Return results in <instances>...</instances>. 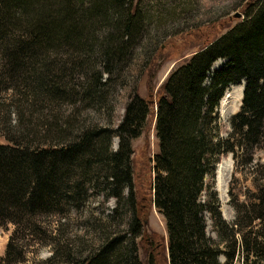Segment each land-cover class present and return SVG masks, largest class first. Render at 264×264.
<instances>
[{
	"label": "trees",
	"instance_id": "16d2710c",
	"mask_svg": "<svg viewBox=\"0 0 264 264\" xmlns=\"http://www.w3.org/2000/svg\"><path fill=\"white\" fill-rule=\"evenodd\" d=\"M253 6L245 19L175 67L162 84L155 102L159 147L153 203L165 219L168 240L166 253L145 252L146 264H233L240 252L244 264L264 260V188L236 205L232 223L206 195L223 156L238 148L252 156L264 140V0ZM140 15L132 0H0V92L15 90L27 101L19 98L14 122L11 111H0L5 123L0 127L5 140L0 141V226H17L2 258L6 264L24 258L18 243L23 230H42L34 218L78 206L85 198V182L102 178L106 195L117 198L125 185L131 186V140L143 132L150 113L147 99L130 94L115 129L70 125L65 119V128L55 135L45 108L79 100L88 106L104 104L107 82L102 75L109 78L138 46ZM222 58H227L225 64L212 69ZM95 60H102L101 70ZM242 80L241 110L230 119L232 131L223 136L220 101L228 86ZM40 101L47 105L38 111ZM23 108L28 117L38 115L31 118L35 131L27 117L21 118ZM112 135L120 138L116 151L110 149ZM39 136L45 139L42 144ZM135 201L131 194L128 202L134 207ZM132 211L126 229L106 236L73 264H143L137 243L143 223ZM207 213L218 240L207 235Z\"/></svg>",
	"mask_w": 264,
	"mask_h": 264
},
{
	"label": "rangeland",
	"instance_id": "374dc122",
	"mask_svg": "<svg viewBox=\"0 0 264 264\" xmlns=\"http://www.w3.org/2000/svg\"><path fill=\"white\" fill-rule=\"evenodd\" d=\"M256 1L132 0V8L141 14V38L129 58L119 64L109 78L103 73L102 80L107 82V99L104 104L88 106L79 100L76 104L66 102L62 106L52 104L51 109L45 108V113L50 116L48 121L56 125V132H51L55 135L58 128L60 131L65 128L62 124L65 119L71 120L70 125L83 124L89 128L115 129L125 115V105L130 94L137 92L147 99L150 113L143 132L131 140V186L125 185L122 197L117 198L106 195L102 178L97 182H85V198L78 206L71 204L64 213L37 215L34 219L41 225L42 230L33 232L28 229L20 233L23 238L18 243L25 250L24 258L14 264H66L68 252H71L72 258L69 264L80 261L88 252L97 249L106 236L126 229L133 209L143 223L140 227L142 235L137 238L143 264H146L145 252L148 249H160L166 253V222L153 203L154 157L159 147L155 129V102L162 94V84L168 74L196 51L245 19L249 8L254 7ZM237 12L241 13L239 17L235 16ZM101 61H94L99 70L103 67ZM226 61L227 58L218 59L215 64L223 66ZM239 84L228 86L223 98L225 101L222 100L218 107L221 123L225 126L221 133L223 136L232 131L230 119L241 110L243 90L240 88L245 83ZM14 93L15 90L11 89L0 92V111H11L12 122L18 120L19 98L27 103L22 96ZM46 103L40 101L35 107L40 111ZM23 109L26 111L21 118L27 117L28 125L35 131L31 118L35 121L38 115L28 117L27 109ZM3 126L5 123L0 122V127ZM20 127L23 129L24 123ZM40 134L46 136L44 131ZM0 141L5 140L0 137ZM44 141L39 136V142L42 144ZM119 147L120 138L112 135L110 149L116 151ZM249 154L238 148L234 155L230 153L223 156L215 176L208 181L206 195L213 197L211 204L218 207L221 216L228 223L234 222L237 216V204L249 201L254 198V193L264 188V140L252 151V156ZM131 194L136 200L134 207L128 202ZM206 220L207 235L218 240L209 213L206 214ZM16 227L12 222L0 226V264H6L2 258L10 235ZM219 259L225 262L226 257L221 254ZM233 264H244L241 252L237 254ZM248 264H264V260L257 263L250 260Z\"/></svg>",
	"mask_w": 264,
	"mask_h": 264
},
{
	"label": "bare ground",
	"instance_id": "6f19581e",
	"mask_svg": "<svg viewBox=\"0 0 264 264\" xmlns=\"http://www.w3.org/2000/svg\"><path fill=\"white\" fill-rule=\"evenodd\" d=\"M240 85V84H239ZM241 85H243V84H241ZM240 88V87H239ZM238 88V89H239ZM241 90H243V87L242 88H240ZM227 91V90H226ZM226 91H225V93H226ZM225 93H224V95H225ZM223 98V97H222ZM221 101H222V99H221ZM225 101V99H223V102ZM219 165V164H218Z\"/></svg>",
	"mask_w": 264,
	"mask_h": 264
},
{
	"label": "water",
	"instance_id": "95a60500",
	"mask_svg": "<svg viewBox=\"0 0 264 264\" xmlns=\"http://www.w3.org/2000/svg\"><path fill=\"white\" fill-rule=\"evenodd\" d=\"M240 15H241V13L240 12H237L235 16L236 17H239Z\"/></svg>",
	"mask_w": 264,
	"mask_h": 264
}]
</instances>
